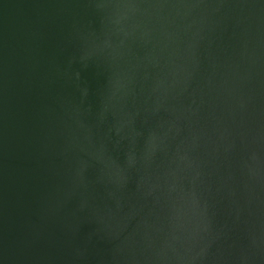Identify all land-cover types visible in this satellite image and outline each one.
Listing matches in <instances>:
<instances>
[{"label":"water","instance_id":"water-1","mask_svg":"<svg viewBox=\"0 0 264 264\" xmlns=\"http://www.w3.org/2000/svg\"><path fill=\"white\" fill-rule=\"evenodd\" d=\"M0 264H264V0H0Z\"/></svg>","mask_w":264,"mask_h":264}]
</instances>
